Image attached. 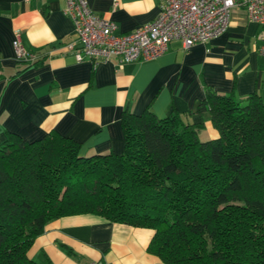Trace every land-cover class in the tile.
<instances>
[{
	"label": "trees",
	"instance_id": "obj_1",
	"mask_svg": "<svg viewBox=\"0 0 264 264\" xmlns=\"http://www.w3.org/2000/svg\"><path fill=\"white\" fill-rule=\"evenodd\" d=\"M207 113L215 138L198 132ZM198 114L199 122L189 120ZM124 147L84 156L50 131L0 144V264L28 256L48 222L91 214L153 231L163 264H264V101L207 86L194 110L122 117ZM64 247V246H63ZM62 247V248H63ZM73 255L71 249L63 248Z\"/></svg>",
	"mask_w": 264,
	"mask_h": 264
},
{
	"label": "crops",
	"instance_id": "obj_2",
	"mask_svg": "<svg viewBox=\"0 0 264 264\" xmlns=\"http://www.w3.org/2000/svg\"><path fill=\"white\" fill-rule=\"evenodd\" d=\"M86 1L94 14L115 24L116 34L140 28L159 9L158 0ZM64 8L65 0H0V144L6 131L29 141L55 131L79 142L84 156L120 153L125 112L182 114L195 109L207 86L236 99L256 93L264 101L259 25L249 20L242 3L231 9L225 30L208 41L185 50L173 40L152 60L95 65L78 62L68 48L76 36ZM16 31L23 46L39 55L33 62L16 59ZM188 118L201 120L198 114ZM203 118L199 138H215L208 114ZM152 234L96 215L64 216L46 224L28 256L39 264H163L147 251Z\"/></svg>",
	"mask_w": 264,
	"mask_h": 264
},
{
	"label": "built area",
	"instance_id": "obj_3",
	"mask_svg": "<svg viewBox=\"0 0 264 264\" xmlns=\"http://www.w3.org/2000/svg\"><path fill=\"white\" fill-rule=\"evenodd\" d=\"M157 15L130 33H114L115 24L94 14L86 0H65V14L71 19L76 39L68 44L78 62L92 64L117 60L119 64L152 60L164 53L173 40L183 49L221 34L230 11L242 3L250 21L259 25L258 51L264 55V0H158ZM17 60L33 62L39 55L22 44L19 32L12 41ZM87 264H95L89 262Z\"/></svg>",
	"mask_w": 264,
	"mask_h": 264
}]
</instances>
